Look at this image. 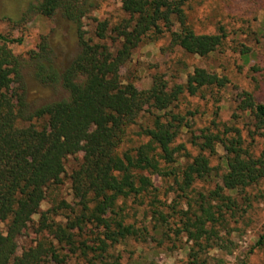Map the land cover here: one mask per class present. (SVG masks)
<instances>
[{
  "label": "trees",
  "instance_id": "trees-1",
  "mask_svg": "<svg viewBox=\"0 0 264 264\" xmlns=\"http://www.w3.org/2000/svg\"><path fill=\"white\" fill-rule=\"evenodd\" d=\"M120 4L126 16L113 24L97 21L93 39L86 35L82 20L97 8L96 0L30 3L28 12L47 18L60 15L72 23L80 49L65 68L55 63L53 31L42 35L37 50H30L27 57L10 48L21 38L0 33V222L6 226L0 229V264L61 263L69 254L83 257L85 264H119L117 258L110 261L109 249L148 234L146 226L127 222L124 200H143L153 189V175L170 178L186 195L196 180L211 175L209 156L215 153V143L226 150L221 185L206 194L199 192L194 201L186 195L188 208L179 211L185 218L180 230L195 243L202 246L204 237L209 244L217 233L215 225L227 220V211L235 216L232 193L264 181V152L250 155L242 148L240 133L227 136L232 129L226 125L221 132L202 131V140L193 143L199 152L190 160L182 163L176 156L181 147L173 143L185 123L174 107L184 94L220 89L225 77L196 67L184 82H169L156 73L148 88L138 89L120 76V68L146 37L167 33L172 46L204 57L223 45L225 31L196 32L191 0H120ZM27 66L42 83H60L68 96L32 107L23 78ZM237 108L253 118L257 129L264 127V103L256 102L250 92L241 93ZM140 115L146 122L138 136L146 141L123 148ZM79 152L82 158L69 175L72 201L62 199L40 210L47 191L62 182L69 156ZM35 215L37 238L17 253V238L33 225ZM160 226L157 221L154 228ZM256 244L264 246V229Z\"/></svg>",
  "mask_w": 264,
  "mask_h": 264
},
{
  "label": "rangeland",
  "instance_id": "rangeland-1",
  "mask_svg": "<svg viewBox=\"0 0 264 264\" xmlns=\"http://www.w3.org/2000/svg\"><path fill=\"white\" fill-rule=\"evenodd\" d=\"M33 1L0 0V33L21 38V42L10 44V48L14 54L27 57L30 50H37L40 37L53 31L55 63L65 68L80 49L74 27L60 15L47 18L28 12ZM96 2L97 8L82 20L86 35L93 39L97 21L107 19L113 24L126 16L120 0ZM191 4L190 18L195 31L216 33L222 28L226 33L223 45L214 53L201 57L172 46L167 33L155 39L146 37L135 48L130 60L120 68L121 79L135 82L138 89H146L156 73L163 74L169 82H184L187 73L196 67L225 77L227 82L220 89L206 88L194 96L184 94L174 107V112L183 115L185 123L173 143L181 147L176 156L182 163L190 160L199 152L198 146L193 143L196 139L202 140L199 137L202 131L208 128L212 132H221L226 125L232 129L227 136L240 133L242 148L258 157L264 152V127L257 129L253 118L237 105L244 91L250 92L256 102L264 103V0H191ZM23 78L32 107L66 98L69 94L60 83H42L32 67L23 68ZM144 118L140 115L138 122L129 128L123 148L146 141L143 136H138L140 127L146 122ZM214 148L215 153L209 156L213 168L211 175L196 180L186 192L192 201L198 198L199 192L206 194L221 185V175L226 172V150L220 143H215ZM205 154L209 155V152ZM81 158V152L69 156L62 182L47 191L40 210L57 205L62 199L72 201L69 175ZM152 180L153 189L143 200L133 197L124 200L129 215L127 222L146 226L148 234L145 238H127L115 244L109 249L112 255L110 261L117 258L119 264H264V246L256 244L264 229V181L232 193L237 203L235 216L227 211V220L215 225L217 233L209 244L203 237L200 239L202 246H199L185 231L180 230L185 218L179 211L188 208L186 195L172 184L170 178L153 175ZM195 207L193 204L192 210ZM153 210L158 213H153ZM157 221L161 226L156 229L154 225ZM32 222L33 225L17 238V253L37 238L34 227L37 226L38 215L33 217ZM210 225L207 223V228ZM5 228L4 222H0V229ZM63 258L61 263L47 260L44 264H85L83 257L76 254Z\"/></svg>",
  "mask_w": 264,
  "mask_h": 264
}]
</instances>
